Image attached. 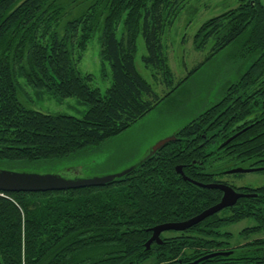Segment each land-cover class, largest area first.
<instances>
[{
  "label": "trees",
  "instance_id": "16d2710c",
  "mask_svg": "<svg viewBox=\"0 0 264 264\" xmlns=\"http://www.w3.org/2000/svg\"><path fill=\"white\" fill-rule=\"evenodd\" d=\"M238 1L201 25L195 48L216 39L212 53L175 84L163 37L186 0H0V163L61 159L120 135L224 50L246 63L220 101L128 175L103 186L0 192V264H188L224 251L232 233L221 229L244 220L251 222L240 232L244 244L197 264H264V237H252L264 233V185L239 187L257 194L146 249L152 227L187 220L220 201V189L193 181L217 182L236 166L264 167V0ZM97 31L112 76L105 92L92 85V74H81L74 56ZM140 35L145 65L169 88L164 96L136 66ZM19 77L89 109L76 117L28 107Z\"/></svg>",
  "mask_w": 264,
  "mask_h": 264
},
{
  "label": "rangeland",
  "instance_id": "374dc122",
  "mask_svg": "<svg viewBox=\"0 0 264 264\" xmlns=\"http://www.w3.org/2000/svg\"><path fill=\"white\" fill-rule=\"evenodd\" d=\"M183 5L180 14L168 27L163 37L165 52L174 73L175 84L188 76L196 65L203 62L212 53L211 47L216 39H211L204 50L195 48L194 38L201 25L228 9L236 8L239 1L186 0ZM123 25L122 22L118 26V38L122 37ZM100 35L101 32L97 31L85 48L76 47L74 56L81 74H92V85L105 92L112 84V76L109 64L103 60ZM137 46L136 66L140 74L150 82L156 93L164 96L169 88L163 83L162 76L155 77L152 69L147 67L143 61V56L148 52L142 35L137 39ZM232 52L233 49L229 48L218 54L153 111L116 137L97 145H91L65 158L33 162L6 161L0 163V168L69 174L70 172L72 174L74 169H80L81 174L87 177L123 171L138 163L157 141L173 135L196 118L198 114L221 100L226 88L240 77L246 67L245 61L241 62ZM103 73H107V75L104 76ZM19 81L26 92L22 101L28 107L76 117H82L89 109V105L76 97L58 98L46 90H36L27 84L26 78L19 77ZM263 170L241 172L238 176L225 175L224 179L239 187H261L264 185V173L261 172ZM250 224V220H244L221 229L232 233V238L224 239L229 242L227 249L231 250L246 242L240 232ZM171 231L173 232V230L165 231L162 236L181 235L177 231H175L177 233ZM252 237H264V233L260 232ZM143 264H151V261Z\"/></svg>",
  "mask_w": 264,
  "mask_h": 264
},
{
  "label": "water",
  "instance_id": "95a60500",
  "mask_svg": "<svg viewBox=\"0 0 264 264\" xmlns=\"http://www.w3.org/2000/svg\"><path fill=\"white\" fill-rule=\"evenodd\" d=\"M248 127L243 129L242 131L236 133L232 137H230L224 144L232 141L236 138L241 132L246 130ZM176 132L173 135L165 137L159 141H157L154 145H152L147 152L145 153L144 157L136 164L128 167L127 169L114 173V174H107L101 176H83L81 174L80 169L73 170L72 174L69 173H40V172H31V171H18V170H11L0 168V192H16V191H27V192H38V191H59V190H68V189H75L87 186H103L109 183L114 182L115 180L122 178L132 171H134L138 166L145 163L147 160L151 159L154 154L163 148L165 145L172 141H176ZM264 168H234L229 170L230 173H239V172H251V171H259L263 170ZM177 171L181 173L185 180H190L188 176L184 174L183 167L179 165L177 167ZM194 183L207 188H216L220 189L223 192V196L221 201L218 202L216 205L204 210L202 213L189 218L184 221L180 222H170V223H163L156 225L151 228L152 235L150 239L146 242V249H150L152 243L157 241L158 243H162L163 239L161 234L164 231H185L194 225L200 223L210 215H213L224 208L233 206L236 204L237 200L242 197H250L255 194H245L239 193L233 188L232 186L226 183H201L197 181H193ZM233 251H216L209 253L194 262L188 264H197L202 260L209 259L215 256L224 255L228 256L232 254Z\"/></svg>",
  "mask_w": 264,
  "mask_h": 264
},
{
  "label": "flooded vegetation",
  "instance_id": "af4514ba",
  "mask_svg": "<svg viewBox=\"0 0 264 264\" xmlns=\"http://www.w3.org/2000/svg\"><path fill=\"white\" fill-rule=\"evenodd\" d=\"M245 129V128H244ZM243 130V129H242ZM242 130H239V132L240 131H242ZM238 133V132H237ZM242 133V132H241ZM229 139V138H228ZM227 139V140H228ZM226 140V141H227ZM225 141V142H226ZM225 142H223L220 146H224V145H226V144H228V143H226V144H224ZM231 142V141H230ZM193 162L194 163H200L199 161H197V160H193ZM238 167H242V168H259V167H244V166H236V167H233V168H229V169H225L224 170V172H225V174L224 175H230V174H234V173H230V172H228L229 170H232V169H234V168H238ZM202 168V169H201ZM201 168L200 169H198V168H196L198 171H197V174H202L203 173V166H201ZM239 173H241V172H239ZM236 174V173H235ZM218 180L219 181H217V182H215V181H213V182H210V183H225V181H228V180H226V179H224V176L223 177H219L218 178ZM229 182V181H228ZM226 184H228V185H230V186H232L233 188H235V190L237 191V192H239V193H244V192H242V191H240V190H238L239 189V186H234V184H232V183H226ZM242 187H245V186H242ZM252 188H254V187H252ZM245 194H247V193H245ZM255 195L257 194V193H254ZM222 196H223V192H222ZM222 198V197H221ZM240 199V198H239ZM239 199L237 200V202L239 201ZM220 201H221V199H220ZM219 201V202H220ZM237 202H236V204H237ZM235 204V205H236ZM235 205H233V206H235ZM233 206H230V207H227V208H224L223 210H227V209H229V208H231V207H233ZM223 210H221V211H223ZM221 211H219V212H221ZM218 213V212H217ZM186 231V230H185ZM165 232V231H164ZM163 232V233H164ZM163 233L161 234V237H162V235H163ZM155 242H157V241H154L153 243H155ZM164 242V241H163ZM162 242V243H163ZM152 243V244H153ZM158 243V242H157ZM162 243H159V244H162ZM227 248H229L228 246H226V247H222V249H224V251H229V249H227ZM233 249H235V248H233ZM233 249H231L232 251H235V250H233ZM234 253V252H233ZM224 256V255H223Z\"/></svg>",
  "mask_w": 264,
  "mask_h": 264
},
{
  "label": "bare ground",
  "instance_id": "6f19581e",
  "mask_svg": "<svg viewBox=\"0 0 264 264\" xmlns=\"http://www.w3.org/2000/svg\"><path fill=\"white\" fill-rule=\"evenodd\" d=\"M202 213V212H201ZM200 214V213H199ZM198 215V214H197ZM211 216V215H210ZM166 223H170V222H166Z\"/></svg>",
  "mask_w": 264,
  "mask_h": 264
}]
</instances>
